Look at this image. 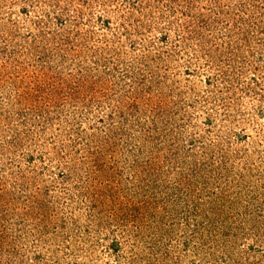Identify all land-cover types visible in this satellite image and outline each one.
<instances>
[{
	"label": "rangeland",
	"instance_id": "1",
	"mask_svg": "<svg viewBox=\"0 0 264 264\" xmlns=\"http://www.w3.org/2000/svg\"><path fill=\"white\" fill-rule=\"evenodd\" d=\"M0 264H264V0H0Z\"/></svg>",
	"mask_w": 264,
	"mask_h": 264
}]
</instances>
